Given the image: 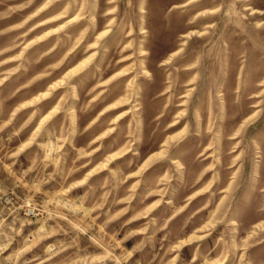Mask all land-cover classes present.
<instances>
[{"label":"rangeland","instance_id":"rangeland-1","mask_svg":"<svg viewBox=\"0 0 264 264\" xmlns=\"http://www.w3.org/2000/svg\"><path fill=\"white\" fill-rule=\"evenodd\" d=\"M0 264H264V0H0Z\"/></svg>","mask_w":264,"mask_h":264},{"label":"bare ground","instance_id":"bare-ground-1","mask_svg":"<svg viewBox=\"0 0 264 264\" xmlns=\"http://www.w3.org/2000/svg\"><path fill=\"white\" fill-rule=\"evenodd\" d=\"M109 20V19H108Z\"/></svg>","mask_w":264,"mask_h":264}]
</instances>
